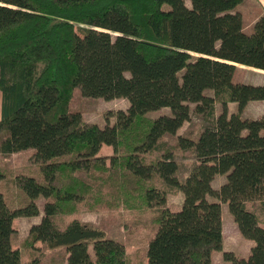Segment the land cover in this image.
<instances>
[{"label": "trees", "instance_id": "16d2710c", "mask_svg": "<svg viewBox=\"0 0 264 264\" xmlns=\"http://www.w3.org/2000/svg\"><path fill=\"white\" fill-rule=\"evenodd\" d=\"M244 1L0 0V153L33 157L0 159V264H215L223 201L254 240L248 256L223 250L224 260L264 264V113L243 115L264 82L234 79L236 63L264 69V10L246 31ZM77 87L129 106L89 121L71 107ZM189 102L212 119L180 133ZM188 150L197 161L181 179L175 156ZM39 199L40 220L14 247V219L39 215ZM114 210L140 243L132 253L82 218Z\"/></svg>", "mask_w": 264, "mask_h": 264}, {"label": "rangeland", "instance_id": "374dc122", "mask_svg": "<svg viewBox=\"0 0 264 264\" xmlns=\"http://www.w3.org/2000/svg\"><path fill=\"white\" fill-rule=\"evenodd\" d=\"M245 0L241 3L242 10L244 11V29L250 31L252 29L253 20H255L256 13L258 11V6L253 0ZM189 3V1H187ZM255 17V18H254ZM236 70L234 72V79L239 81H244L247 83H263L264 82V69L259 70L255 67L248 65L236 63ZM191 105L190 118L186 120L183 125L179 128V132H184L185 130L194 129L195 131L202 129L211 122V117H208L204 113H199L193 110L194 102H189ZM129 106V100L126 97H113L110 99H105L103 97H91L85 96L81 93L79 87L74 89L71 107L73 109H79L82 111L84 117L89 121H96L101 125L106 122H113L114 116L111 114L109 118L106 117L107 111H114L117 108L126 109ZM164 110H153L151 115H158L161 112H168V109ZM235 109V103H229V112L231 113ZM221 110V104H216V111L219 113ZM264 113V99L262 100H252L246 105L243 115L244 116H257ZM31 150L16 151L13 153H0V159L2 161H10L16 167L32 163ZM103 154H110L112 152L111 145L103 144L100 150ZM178 162V170L181 179H185L188 175L192 165L197 161V157L192 150L185 152L179 151L175 156ZM22 175L16 177V184L19 186L21 184ZM226 179L225 174H217L212 181L214 187L218 188L222 182ZM183 201L182 191H177L168 195V204L177 209L181 206ZM41 212L39 215L35 216H17L14 219V233H13V246H19V243L23 237H25L30 226L39 221L42 215V201L38 200ZM222 224H223V234H224V245L223 250H234L235 252L248 256L251 250L254 240L250 238H245L241 235L237 223L235 222L232 214L228 210L227 202H222ZM82 218L85 221H90L96 225L103 226L106 231L112 236H120L126 242V248L129 252H134L138 248L140 243L137 241V237H128L127 231L125 230L124 224L122 223V217L117 210L114 211H85L82 213ZM38 245L43 246V244L38 242ZM223 250L216 252L214 255L215 264H230L223 258ZM55 249H46V253H53ZM46 254V256H47Z\"/></svg>", "mask_w": 264, "mask_h": 264}, {"label": "crops", "instance_id": "0c3cea01", "mask_svg": "<svg viewBox=\"0 0 264 264\" xmlns=\"http://www.w3.org/2000/svg\"><path fill=\"white\" fill-rule=\"evenodd\" d=\"M256 5L258 6V11L256 13V16L259 12L263 11L264 10V0H253ZM255 18V17H254ZM254 21V20H253ZM259 69V68H257ZM259 70H262V69H259ZM1 102H2V93L0 92V107H1ZM1 112V111H0Z\"/></svg>", "mask_w": 264, "mask_h": 264}]
</instances>
